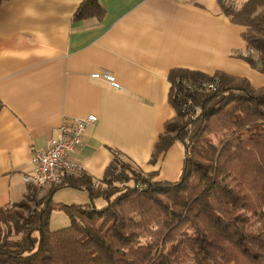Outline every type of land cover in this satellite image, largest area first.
<instances>
[{
    "label": "crops",
    "instance_id": "obj_1",
    "mask_svg": "<svg viewBox=\"0 0 264 264\" xmlns=\"http://www.w3.org/2000/svg\"><path fill=\"white\" fill-rule=\"evenodd\" d=\"M83 2L0 5V209L26 197L31 183L24 176L33 172L34 151L58 135L63 116L98 117L74 155L96 183L116 155L156 181H177L185 161L180 142L152 161L176 114L170 71L224 72L264 86V72L241 57L248 50L246 27L233 22L218 0H98L102 16L78 19ZM106 70L123 90L92 76ZM63 192L82 198L68 200ZM86 194L90 199L86 190L62 188L54 201L86 203ZM69 224L64 211L51 213V230Z\"/></svg>",
    "mask_w": 264,
    "mask_h": 264
},
{
    "label": "trees",
    "instance_id": "obj_2",
    "mask_svg": "<svg viewBox=\"0 0 264 264\" xmlns=\"http://www.w3.org/2000/svg\"><path fill=\"white\" fill-rule=\"evenodd\" d=\"M218 2L246 27L241 57L264 72V0ZM102 14L98 0H84L75 17ZM169 79L176 114L152 161L180 142V178L156 181L116 155L103 186L83 171L38 199L29 184V202L21 203L26 216L12 204L0 209V264H264V86L185 68L172 69ZM212 81V91L189 87ZM65 187L88 191L89 203H56ZM55 209L66 213L68 226L50 229ZM13 234L22 237L13 241Z\"/></svg>",
    "mask_w": 264,
    "mask_h": 264
},
{
    "label": "built area",
    "instance_id": "obj_3",
    "mask_svg": "<svg viewBox=\"0 0 264 264\" xmlns=\"http://www.w3.org/2000/svg\"><path fill=\"white\" fill-rule=\"evenodd\" d=\"M92 76L103 77L114 87L124 89L116 81V77L107 70L93 73ZM189 87L200 91H212L216 88V82L189 84ZM97 120L98 117L95 114L78 118L63 116L58 135L50 140L45 149L34 151L33 172L26 174L24 180L33 184L40 196H44L47 188L63 183L66 176L82 173L83 168L74 155L83 146L88 127L95 124Z\"/></svg>",
    "mask_w": 264,
    "mask_h": 264
},
{
    "label": "rangeland",
    "instance_id": "obj_4",
    "mask_svg": "<svg viewBox=\"0 0 264 264\" xmlns=\"http://www.w3.org/2000/svg\"><path fill=\"white\" fill-rule=\"evenodd\" d=\"M133 168H135V167H133ZM99 185H101L100 184V182L98 183ZM97 184V185H98ZM101 186H103V185H101ZM65 188H67V187H65ZM64 189V188H63ZM63 193H68L67 195H71V196H68L67 197V199L68 200H74L75 198H76V200H80V198H82V196H75L74 194H72L71 192H63ZM66 195V194H65ZM42 196H40V195H38V199L39 198H41ZM84 198L86 199V203H89V201H90V199H89V196L86 194V196H84ZM23 202H29V199L27 198V197H25L21 202H18L17 204H15V205H11L16 211H19V212H24L25 213V216L28 214V211L27 210H25L24 208H23V206H21V203H23ZM61 202H64V203H67V204H72V203H78V204H80V202H76V201H69V202H65V201H61ZM104 203V200L103 199H97L96 200V204L97 205H102ZM30 204H31V206L32 207H34V203H32V202H30ZM81 204H84V203H81ZM0 227H2L3 228V230H5L6 229V224H4V223H1V226ZM51 227V226H50ZM52 228V227H51ZM50 228V229H51ZM62 228V227H61ZM22 236L21 235H16V234H13L12 236H11V239L14 241V240H18V239H20Z\"/></svg>",
    "mask_w": 264,
    "mask_h": 264
}]
</instances>
